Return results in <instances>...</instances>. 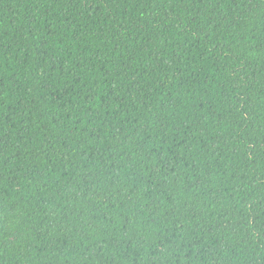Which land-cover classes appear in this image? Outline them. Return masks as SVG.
I'll list each match as a JSON object with an SVG mask.
<instances>
[{
	"label": "trees",
	"instance_id": "1",
	"mask_svg": "<svg viewBox=\"0 0 264 264\" xmlns=\"http://www.w3.org/2000/svg\"><path fill=\"white\" fill-rule=\"evenodd\" d=\"M0 264H264V0H0Z\"/></svg>",
	"mask_w": 264,
	"mask_h": 264
}]
</instances>
